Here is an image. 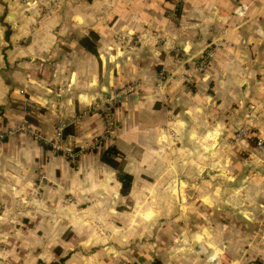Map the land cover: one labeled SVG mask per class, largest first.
<instances>
[{"label":"crops","instance_id":"obj_1","mask_svg":"<svg viewBox=\"0 0 264 264\" xmlns=\"http://www.w3.org/2000/svg\"><path fill=\"white\" fill-rule=\"evenodd\" d=\"M9 130L0 264H264V0H0Z\"/></svg>","mask_w":264,"mask_h":264},{"label":"built area","instance_id":"obj_2","mask_svg":"<svg viewBox=\"0 0 264 264\" xmlns=\"http://www.w3.org/2000/svg\"><path fill=\"white\" fill-rule=\"evenodd\" d=\"M213 57V49L212 48H209L205 53H203V55L200 57L198 63H197V70L198 71H203L207 65L210 63L211 59ZM133 84H129L127 85L123 90H126V92H129L132 90L133 88ZM119 94H112L111 96H105L104 98L101 99L100 103H95V104H92L91 105V108L95 109V110H100L105 118V121L107 122V125L108 126H111L112 125V111H113V105L115 102H117V98H118ZM22 126V127H21ZM20 126V129L22 128H25L26 126L24 124H22ZM63 127L64 125L61 124L57 127L56 129V134H55V139H48V140H44L42 137H39L32 129H30L31 131V134L34 135L35 137L38 136L39 139L41 140H44L45 143H49L51 145V147L54 149V150H58V151H61L63 152L65 155L68 156L69 159L73 160L75 159L80 151L71 147V146H68L65 144L62 136H63ZM245 127L239 129V132L238 134L241 135L243 134V132L245 131ZM13 132V130H9V131H6V132H0V142L5 139L7 136H9L11 133ZM108 134V133H106ZM108 136V135H106ZM106 136H103V137H106ZM100 139H97L96 143L95 144H99L100 143ZM258 145L261 147V149L264 151V142L259 140L258 141ZM198 252H202V253H207V251H203L201 248L198 249ZM211 253H209V256H210ZM208 256V258H209ZM207 258V259H208ZM210 264H221L220 263V260L218 259V257H216V259H214V261H209Z\"/></svg>","mask_w":264,"mask_h":264},{"label":"trees","instance_id":"obj_3","mask_svg":"<svg viewBox=\"0 0 264 264\" xmlns=\"http://www.w3.org/2000/svg\"><path fill=\"white\" fill-rule=\"evenodd\" d=\"M10 29L7 27L6 30V37L9 34ZM81 44L86 47L91 52L95 53L96 50L93 48V42L89 37H84L81 39ZM116 156H119V151L115 147H108L106 150L103 151L101 155V159L112 166L113 168H119V161L116 159ZM118 179L121 182V189L120 192L122 194H127L131 188L132 183V176L129 173H126L122 170H118ZM65 258H61L59 263H63ZM123 264H137V263H123Z\"/></svg>","mask_w":264,"mask_h":264},{"label":"rangeland","instance_id":"obj_4","mask_svg":"<svg viewBox=\"0 0 264 264\" xmlns=\"http://www.w3.org/2000/svg\"><path fill=\"white\" fill-rule=\"evenodd\" d=\"M123 43V42H122ZM162 74L163 73H160V76H162ZM104 98V97H103ZM100 103V102H99ZM115 104L116 103H114V105H113V111H112V115H111V119H112V122H113V114H114V108H115ZM107 123V122H106ZM34 136V135H33ZM43 142H45L44 140H42ZM46 145H48V147H50V149H52L53 151H55V152H58V153H61V154H63L65 157H67L68 158V156L67 155H65L63 152H61V151H58V150H54L52 147H51V145L49 144V143H46ZM71 147H73V146H71ZM74 148V147H73ZM86 150H91V146H89V147H87V149ZM80 154V153H79ZM77 158H78V156L75 158V159H73V160H71V159H69V160H71V162L73 163V165H75L76 164V161H77ZM37 170L38 169H36L35 171L37 172ZM1 204H0V208H1ZM98 232H99V229H98ZM103 232H104V229H103ZM66 235L65 236H68L69 234L71 235L72 234V232H68V230L66 231V233H65ZM203 255H204V257L207 259L208 258V256H209V253H203ZM217 257H220V255L218 254L217 255ZM61 264H63V263H61Z\"/></svg>","mask_w":264,"mask_h":264}]
</instances>
